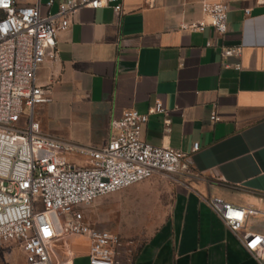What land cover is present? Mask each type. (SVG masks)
Instances as JSON below:
<instances>
[{"label":"crops","instance_id":"0c3cea01","mask_svg":"<svg viewBox=\"0 0 264 264\" xmlns=\"http://www.w3.org/2000/svg\"><path fill=\"white\" fill-rule=\"evenodd\" d=\"M201 1L123 0L119 16L82 8L57 34L56 59L36 74L51 88V101L35 110L51 137L100 148L111 120L128 109L147 114L159 101L166 115L150 114L141 139L184 152L199 144L193 174L180 183L154 176L107 195L126 223L114 227L124 240L120 264H258L205 201L254 209L242 231L264 235V2L230 0L227 32L218 36L209 27L181 28L202 18ZM232 46L242 47L241 56L222 59L221 48ZM154 220L145 239L129 246V231ZM81 240L70 243L79 253L72 264H88Z\"/></svg>","mask_w":264,"mask_h":264},{"label":"built area","instance_id":"2783aa9c","mask_svg":"<svg viewBox=\"0 0 264 264\" xmlns=\"http://www.w3.org/2000/svg\"><path fill=\"white\" fill-rule=\"evenodd\" d=\"M55 2L0 0V252L17 249L25 264H72L71 259L58 263L52 247L75 236L88 242V264H120L124 240L92 226L84 208L154 176L180 183L178 177L193 174L190 158L199 144L184 152L141 139L150 114L166 115L159 101L147 114L128 109L111 120L108 141L100 148L45 134L35 110L51 101V88L38 84L36 74L46 60L56 59L57 34L72 25L82 8L123 12V0H58L51 12ZM152 2L144 0L147 6ZM229 2L201 1L202 18L183 20L181 28L203 32L209 27L224 36ZM241 53V46L220 51L224 60ZM218 120L213 112L210 121ZM164 123L168 132L170 121ZM205 202L245 251L264 264V235L242 231L256 211L217 197Z\"/></svg>","mask_w":264,"mask_h":264},{"label":"rangeland","instance_id":"374dc122","mask_svg":"<svg viewBox=\"0 0 264 264\" xmlns=\"http://www.w3.org/2000/svg\"><path fill=\"white\" fill-rule=\"evenodd\" d=\"M44 2V0H41ZM111 196H103L96 199L90 206L84 208V214L86 219L90 224L97 228H107L112 232L120 233L114 227L118 225L126 226V223L119 222L117 220L116 214L113 211V202L110 200ZM156 225V220L153 222L146 224L143 223L138 226L136 229H131L129 231V235L132 236L129 239V246L136 245L137 243L141 242L147 236L150 227ZM75 240H81L79 237L71 236L64 238L63 241H60L53 245L52 253L56 256L57 262L65 261L70 259L74 255L79 254L78 248L73 249L70 245L74 244ZM80 242V241H77ZM77 242H75L77 244ZM83 242V240H81ZM78 246V245H77ZM0 264H25L24 257L22 253L17 249H6L0 252Z\"/></svg>","mask_w":264,"mask_h":264}]
</instances>
